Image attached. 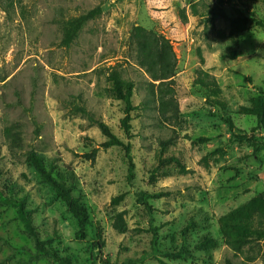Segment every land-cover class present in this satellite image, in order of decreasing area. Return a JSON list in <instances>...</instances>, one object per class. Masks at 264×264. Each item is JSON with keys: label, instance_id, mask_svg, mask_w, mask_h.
<instances>
[{"label": "rangeland", "instance_id": "1", "mask_svg": "<svg viewBox=\"0 0 264 264\" xmlns=\"http://www.w3.org/2000/svg\"><path fill=\"white\" fill-rule=\"evenodd\" d=\"M97 7L63 47L62 22ZM257 20L264 0H0V264H55L37 254L38 241L71 264H264L255 234L264 228ZM135 26L171 41L173 78L153 81L135 64ZM202 73L217 86L199 84ZM110 77L135 83L129 134ZM79 97L130 146L131 160L71 112ZM12 127L22 138L15 155ZM30 149L80 200L87 223L25 161Z\"/></svg>", "mask_w": 264, "mask_h": 264}, {"label": "trees", "instance_id": "2", "mask_svg": "<svg viewBox=\"0 0 264 264\" xmlns=\"http://www.w3.org/2000/svg\"><path fill=\"white\" fill-rule=\"evenodd\" d=\"M101 13L100 7L88 11L77 17H72L62 22V40L61 45L69 48L79 35V32L90 20L95 19ZM258 24L264 26V22L257 20ZM129 47L135 55V64L141 68L153 81H164L171 79L175 75L177 59L171 41L163 35L157 34L154 31H149L141 26L133 27L130 38ZM202 77L198 80L199 84L204 86H217L214 78H210L206 73H202ZM110 93L118 100H121L125 105V117L122 120L123 130L129 134L131 130V113L135 110L133 104V97L135 95V83L132 80L121 81L115 77H110L109 80ZM80 103L76 101L71 102V112L81 113L88 117L90 124L97 126L102 134L107 138L101 146L108 148L111 146L123 147L126 157L131 160L130 146L125 145L111 130L103 120L96 119L91 112L82 105V98L79 97ZM177 108V107H176ZM258 123L264 128V104L258 105ZM5 136L9 142V150L12 155L16 154V149L21 147L22 138L18 130L14 127L5 130ZM242 138L248 140L254 149H258L260 144L256 141L254 136L247 135ZM93 153V157L96 154ZM25 161L33 167L38 173L41 180L49 185L55 192L56 196L60 198L68 207L71 214L84 225L89 220V215L86 208L81 204L80 200L74 197L68 185L58 179L53 170L46 166L43 157L34 149H30L25 153ZM1 175V169H0ZM164 196L162 193L152 195L153 198H160ZM239 226L244 229H252L248 223H239ZM259 240H264V228L255 231ZM83 233H78L77 237H83ZM37 254L51 259L55 264H71L67 258L60 257L52 249H49L38 241ZM188 253L186 248H182L178 252H172L167 255L170 258H180L183 254ZM160 264H169L163 260H159ZM230 264V263H229Z\"/></svg>", "mask_w": 264, "mask_h": 264}]
</instances>
